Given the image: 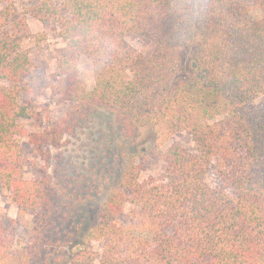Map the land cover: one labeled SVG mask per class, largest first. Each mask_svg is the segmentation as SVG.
I'll return each instance as SVG.
<instances>
[{
    "label": "trees",
    "instance_id": "1",
    "mask_svg": "<svg viewBox=\"0 0 264 264\" xmlns=\"http://www.w3.org/2000/svg\"><path fill=\"white\" fill-rule=\"evenodd\" d=\"M17 1L0 0V186L32 214L31 242L17 247L20 222H0V264H264V0H37L24 12ZM28 14L57 23L64 45L57 90L70 111L42 132L22 98ZM98 110L115 146L85 196L24 177L26 140L56 145ZM181 134L193 149L171 143L164 174L143 179L140 156ZM94 194L104 197L87 227L80 207Z\"/></svg>",
    "mask_w": 264,
    "mask_h": 264
},
{
    "label": "rangeland",
    "instance_id": "2",
    "mask_svg": "<svg viewBox=\"0 0 264 264\" xmlns=\"http://www.w3.org/2000/svg\"><path fill=\"white\" fill-rule=\"evenodd\" d=\"M37 0H18L17 6L21 12L36 4ZM29 27L33 36L23 42V49L29 54L32 61L30 75L26 78V89L22 94L23 101L30 104L37 112L38 118L28 123L31 132L49 130L51 125L61 121L70 111V103L58 93L57 86L61 76L57 67L59 50L64 46L59 37V25L55 22L42 23L32 15H27ZM129 44L137 51L149 55L150 46L138 39H129ZM80 79L91 89L94 84L93 58L89 55L80 57L77 63ZM0 85L8 86L9 83L0 78ZM51 123V124H50ZM116 134L114 133L113 119L103 111L90 114L81 125L76 127L74 134H65L56 144L35 145L26 140L23 146V163L21 169L27 179H39L52 176L54 180L60 178L63 188H68V194L77 192L86 195L102 168L111 161L113 153L110 148L115 146ZM179 143L187 149H193V143L186 134L174 136L166 146L159 151H150L140 156L142 164V178L159 177L164 174L165 165L161 154L173 143ZM208 183H213V176L207 177ZM94 199L80 207L88 212L89 217L84 223L88 227L93 222L99 207L100 195H93ZM129 205L126 214H129ZM19 221L17 226L16 246L31 242V235L27 222L32 220V214L19 213L10 193L0 186V222L10 227L13 221ZM81 221V220H80Z\"/></svg>",
    "mask_w": 264,
    "mask_h": 264
}]
</instances>
